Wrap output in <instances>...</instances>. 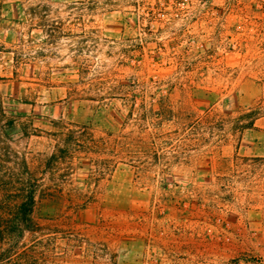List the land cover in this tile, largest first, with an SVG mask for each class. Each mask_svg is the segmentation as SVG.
<instances>
[{"label":"rangeland","instance_id":"obj_1","mask_svg":"<svg viewBox=\"0 0 264 264\" xmlns=\"http://www.w3.org/2000/svg\"><path fill=\"white\" fill-rule=\"evenodd\" d=\"M0 180V264H264V0H0Z\"/></svg>","mask_w":264,"mask_h":264},{"label":"trees","instance_id":"obj_2","mask_svg":"<svg viewBox=\"0 0 264 264\" xmlns=\"http://www.w3.org/2000/svg\"><path fill=\"white\" fill-rule=\"evenodd\" d=\"M2 180H0V189L4 184ZM6 188L3 191L7 190L8 193V183L5 184ZM26 192V191H25ZM2 193V191H1ZM17 198H13L10 195L5 198V195L0 196V224L2 225L3 231H19V227H22V223L25 222L30 227V219L31 213L33 211V206L35 205V197L34 190H27L28 195L25 197L23 201H19V196L22 195V191L19 189ZM5 217H1L4 215ZM31 228V227H30Z\"/></svg>","mask_w":264,"mask_h":264}]
</instances>
